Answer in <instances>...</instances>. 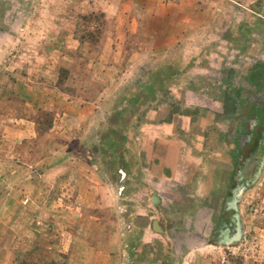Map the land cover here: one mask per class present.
Masks as SVG:
<instances>
[{
  "label": "rangeland",
  "instance_id": "obj_1",
  "mask_svg": "<svg viewBox=\"0 0 264 264\" xmlns=\"http://www.w3.org/2000/svg\"><path fill=\"white\" fill-rule=\"evenodd\" d=\"M101 247L264 264V0H0V264Z\"/></svg>",
  "mask_w": 264,
  "mask_h": 264
},
{
  "label": "crops",
  "instance_id": "obj_2",
  "mask_svg": "<svg viewBox=\"0 0 264 264\" xmlns=\"http://www.w3.org/2000/svg\"><path fill=\"white\" fill-rule=\"evenodd\" d=\"M79 254L82 253L83 248L79 249ZM86 253H89V257L91 256V260L89 259H85L83 262H79L78 264H115L117 263L114 259L111 258V256L109 254H107L106 252V247H101V249H97V250H92L87 252V250H85ZM75 256L78 257V256ZM65 264H72L74 263L72 261V259H70V257H67V259L65 260Z\"/></svg>",
  "mask_w": 264,
  "mask_h": 264
}]
</instances>
